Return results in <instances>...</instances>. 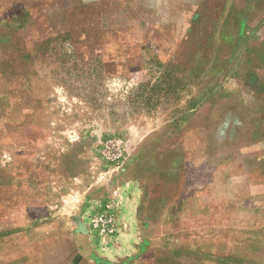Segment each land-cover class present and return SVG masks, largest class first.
<instances>
[{"label":"rangeland","instance_id":"374dc122","mask_svg":"<svg viewBox=\"0 0 264 264\" xmlns=\"http://www.w3.org/2000/svg\"><path fill=\"white\" fill-rule=\"evenodd\" d=\"M0 264H264V0H0Z\"/></svg>","mask_w":264,"mask_h":264},{"label":"crops","instance_id":"0c3cea01","mask_svg":"<svg viewBox=\"0 0 264 264\" xmlns=\"http://www.w3.org/2000/svg\"><path fill=\"white\" fill-rule=\"evenodd\" d=\"M139 204L140 197L138 194L129 190L124 193L121 207L126 230L120 237L118 246L112 252V258L118 261H123L142 251L143 245L140 242L141 238L139 235L141 226L138 216Z\"/></svg>","mask_w":264,"mask_h":264},{"label":"built area","instance_id":"2783aa9c","mask_svg":"<svg viewBox=\"0 0 264 264\" xmlns=\"http://www.w3.org/2000/svg\"><path fill=\"white\" fill-rule=\"evenodd\" d=\"M96 225H100L97 229L107 245L117 241L122 227L115 209H109L108 212L99 215Z\"/></svg>","mask_w":264,"mask_h":264}]
</instances>
